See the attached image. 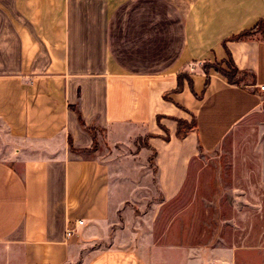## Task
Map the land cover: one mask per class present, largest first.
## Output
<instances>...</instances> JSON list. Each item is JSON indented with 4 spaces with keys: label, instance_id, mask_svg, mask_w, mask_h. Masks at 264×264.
Masks as SVG:
<instances>
[{
    "label": "crops",
    "instance_id": "obj_1",
    "mask_svg": "<svg viewBox=\"0 0 264 264\" xmlns=\"http://www.w3.org/2000/svg\"><path fill=\"white\" fill-rule=\"evenodd\" d=\"M259 21L264 0H0V119L14 146L0 158V264H150L112 246L78 263L81 233L118 202L107 169L73 151L92 145L76 113L108 140L125 127L149 134L161 201L173 199L190 164L241 127L264 135V41L229 40ZM227 55L251 82L199 69ZM175 120L194 131L177 139ZM208 255L186 264H264V246Z\"/></svg>",
    "mask_w": 264,
    "mask_h": 264
},
{
    "label": "rangeland",
    "instance_id": "obj_2",
    "mask_svg": "<svg viewBox=\"0 0 264 264\" xmlns=\"http://www.w3.org/2000/svg\"><path fill=\"white\" fill-rule=\"evenodd\" d=\"M258 31L262 37L261 26ZM199 69L205 74L221 70L233 82L243 79L231 77L227 59ZM189 74L188 68L181 76L187 83ZM158 127L165 137L166 130ZM149 136L130 127L112 140L96 132L90 150L79 153L107 169L110 199L118 205L105 222L81 233L78 263L109 246L145 251L150 264L192 263L197 256L207 258L209 248L264 246V135L258 128L241 127L214 153L192 162L181 191L167 202L155 183ZM7 141L8 129L0 119L3 159L14 147Z\"/></svg>",
    "mask_w": 264,
    "mask_h": 264
},
{
    "label": "trees",
    "instance_id": "obj_3",
    "mask_svg": "<svg viewBox=\"0 0 264 264\" xmlns=\"http://www.w3.org/2000/svg\"><path fill=\"white\" fill-rule=\"evenodd\" d=\"M258 26L262 27V31H261V36L262 37H261V39L264 41V21H259L252 30L247 31V32H242V33L238 34L237 36H234V37L230 38L229 40H231V41H240V40L248 39V38H250V37H252V36H254L256 34H259L260 32L259 31L257 32ZM227 65L232 70L231 77L240 76L241 78L243 77V79H244V77H248V79L250 78L252 80V76L250 74H248L246 72H239V71H237L235 69V67L233 66V64H232V62H231V60H230L228 55H227ZM214 73L220 75L221 77H223L226 80V83L229 84V85L240 86V85H244L245 84V82H243L244 81L243 79L235 80L234 82L231 81L230 77L226 73L221 71V70L220 71L216 70V71H214ZM249 82H251V81H249ZM76 116H77V121H78L80 127L83 130H85L90 135V137L92 139V145H93L95 133L96 132H101L102 130H100V129L96 128L95 126H92V125L88 126V127H85L83 125L82 121H81L80 115L78 113H76ZM175 122H176L175 137L177 139H182L189 132L194 131V129H195L192 120L190 122H185L183 120H175ZM164 133H165V137H163L162 139L166 141L168 139L167 132L164 131ZM92 145H91V147H92ZM90 148L87 149V150H80V151L73 150V151L77 152V153H82V152L90 150Z\"/></svg>",
    "mask_w": 264,
    "mask_h": 264
},
{
    "label": "built area",
    "instance_id": "obj_4",
    "mask_svg": "<svg viewBox=\"0 0 264 264\" xmlns=\"http://www.w3.org/2000/svg\"><path fill=\"white\" fill-rule=\"evenodd\" d=\"M258 89L264 92V86H260ZM82 223V219H76L71 225L65 228L64 237L69 238L74 233L75 227L82 225Z\"/></svg>",
    "mask_w": 264,
    "mask_h": 264
}]
</instances>
